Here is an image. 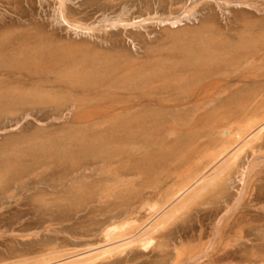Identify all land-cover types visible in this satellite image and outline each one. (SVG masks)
I'll use <instances>...</instances> for the list:
<instances>
[{
    "label": "bare ground",
    "instance_id": "obj_1",
    "mask_svg": "<svg viewBox=\"0 0 264 264\" xmlns=\"http://www.w3.org/2000/svg\"><path fill=\"white\" fill-rule=\"evenodd\" d=\"M60 2V8L65 10V1ZM178 21H172V25ZM77 24L73 23V27L84 26ZM257 34L251 32L248 36L254 40ZM259 34L260 39L256 38L253 43L247 36L234 46L225 44L219 39L221 35L218 37L216 32L205 28L196 59L187 63V67L161 63L142 67L134 75L125 77L120 86L113 84V78L103 77V70L100 77L96 75L101 71L97 68L94 70L99 72L94 74V71H85L88 69L83 64L80 67L85 70L61 63L42 46L0 45V116L27 114L38 106L51 104L56 110L72 107L74 111L88 112L92 117L87 115L86 120L78 122L86 123V128L101 127L99 130H102L104 125L113 128V132L106 135L110 141L104 145L86 143L82 131H78L77 135L71 136V141H78L79 145L65 150L66 155L59 159L75 167L78 166V155L83 157L93 153L101 156L96 164L75 169L77 175L81 171L83 177L98 176L97 187L101 194L131 184L135 187L136 178H128L150 175L159 162L165 180H169L162 203L156 200L151 205L147 201L146 209L141 205L139 210L147 212V220L139 222L131 216L124 222L110 225L102 236L103 243L98 245L75 251L51 247L34 258H23L10 264H94L133 247L142 251L151 247L153 251L159 250L157 256L161 257L162 263H168L171 234L165 233L167 227L195 204L205 206L222 201L225 204L222 211L229 215L219 218L213 226L214 233L211 231L215 240L217 238V252L200 255L196 251L185 257L176 247L173 264H257L259 259L264 262V254L258 256L254 251L251 257L237 262L238 250L235 246L229 247L235 237L249 240L252 227L247 222L246 208L264 195V189H261L264 185V31ZM114 87L119 92L112 90ZM104 100L108 101L104 103ZM171 135L177 137L171 139ZM148 137L154 139L156 148L140 163L142 159H137L140 147ZM57 148L55 145L42 146V154L51 155ZM6 156L0 166V191L5 194L11 191V186L5 187V184L10 183V179L18 184L22 172V168H16L20 155ZM237 178L243 187L234 198L229 188ZM234 206L238 208L233 211ZM204 210L197 211L196 219L201 224L205 218L222 213L213 208ZM260 214L257 218L262 217ZM209 246H206V252ZM134 259L135 254L116 264Z\"/></svg>",
    "mask_w": 264,
    "mask_h": 264
},
{
    "label": "rangeland",
    "instance_id": "obj_2",
    "mask_svg": "<svg viewBox=\"0 0 264 264\" xmlns=\"http://www.w3.org/2000/svg\"><path fill=\"white\" fill-rule=\"evenodd\" d=\"M60 1L0 0V45H24L31 48L42 46L60 59L61 63L66 62L80 70H85L83 67L88 70L91 68L92 71H85H94V74L101 70V73L96 74L98 76L104 71L106 75L103 73L102 76L113 78L115 86H120L125 77L134 75L142 67L160 63L178 68L187 67V63L196 59L205 28L216 32L217 36L221 35L218 37L225 44L234 46L239 45L251 32L259 34L264 31V0H63L65 10L59 6ZM172 21H178L177 26L172 25ZM71 22L85 27L74 28ZM257 35L253 37L254 40L260 39V34ZM248 38L249 41L252 39L250 36ZM96 68L99 71L94 70ZM112 90L119 92L117 87ZM107 101L104 100V103ZM80 115L82 118H79ZM87 115L88 112L74 111L72 107L56 110L48 104L38 106L27 114L20 112L0 116V166L6 155L19 154L16 168H22L17 187L15 181L10 179L5 187L11 186V191L6 194L0 191V264L34 258L51 247L75 251L89 245H98L103 243L102 236L110 225L124 222L131 216L141 222L148 217L145 210H139L141 205L146 209L148 202L151 205L156 200L162 203L169 180H165L161 162L146 177H129L131 180L136 178L135 187L131 184L126 189L121 187L113 189V192L110 189L101 194L97 187L98 176L83 177L81 171L78 175L75 172L78 166L96 164L101 156L93 153L83 157L78 155V166L75 167L59 160L66 155L65 150L70 151L79 145L78 141H71V136L77 135L78 131H82L86 143L104 145L110 141L106 135L112 133L113 128L111 130L104 125L99 130L101 127L86 128V123H78L86 120ZM57 127L58 130L55 129ZM172 136L171 139L177 137ZM145 141L140 147V157L137 158L142 159L140 163L156 148L152 137ZM49 145H55L58 150L51 155L42 154V146ZM238 180L235 179L229 188L234 198H237L243 187V183ZM262 184L259 183L260 186ZM261 189H264V185ZM261 197L253 202V207H247L249 210L246 208L247 222L252 227L249 240L235 237L232 241L234 244L229 245L238 250L237 262L254 253L258 256L264 254V195ZM224 206L223 201L205 206L195 204L192 206L193 211L190 209L180 215L173 225L171 223L167 227L165 233L171 234V248L168 249L171 257L168 263H162L161 257L157 256L159 250L153 251L151 247L142 251L133 247L124 253L114 254L116 258L111 256L94 264H116L118 260L133 254L134 260L120 264H173L177 256L176 247L185 257L191 256L193 252L213 255L219 248L217 238L215 240L216 236L212 234L213 226L219 218L229 215L222 211ZM238 207L234 206L233 211L237 208L239 210ZM207 208L222 213L205 218L202 225L196 219L197 211ZM257 212L262 217L257 218ZM207 245L210 246L206 252ZM260 261L257 264H264Z\"/></svg>",
    "mask_w": 264,
    "mask_h": 264
}]
</instances>
